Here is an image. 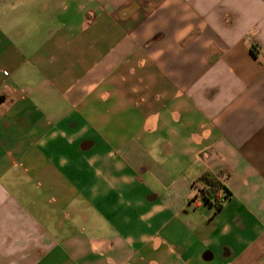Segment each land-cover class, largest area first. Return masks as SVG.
Instances as JSON below:
<instances>
[{"label": "crops", "instance_id": "1", "mask_svg": "<svg viewBox=\"0 0 264 264\" xmlns=\"http://www.w3.org/2000/svg\"><path fill=\"white\" fill-rule=\"evenodd\" d=\"M0 264H264V0H0Z\"/></svg>", "mask_w": 264, "mask_h": 264}, {"label": "trees", "instance_id": "2", "mask_svg": "<svg viewBox=\"0 0 264 264\" xmlns=\"http://www.w3.org/2000/svg\"><path fill=\"white\" fill-rule=\"evenodd\" d=\"M201 183L199 193L201 197L218 209L229 197L230 192L223 186L218 176L210 171H203L197 178Z\"/></svg>", "mask_w": 264, "mask_h": 264}, {"label": "rangeland", "instance_id": "3", "mask_svg": "<svg viewBox=\"0 0 264 264\" xmlns=\"http://www.w3.org/2000/svg\"><path fill=\"white\" fill-rule=\"evenodd\" d=\"M55 55H57V54H55ZM23 59L24 60L30 59V55L29 54H24ZM75 72H76V74H79V73L82 72V69L81 70L80 69H75Z\"/></svg>", "mask_w": 264, "mask_h": 264}]
</instances>
